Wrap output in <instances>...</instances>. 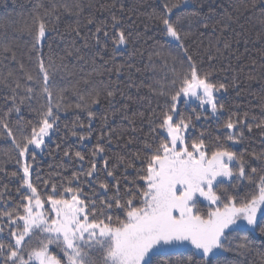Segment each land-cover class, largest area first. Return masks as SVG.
<instances>
[{
    "label": "snow or ice",
    "instance_id": "1",
    "mask_svg": "<svg viewBox=\"0 0 264 264\" xmlns=\"http://www.w3.org/2000/svg\"><path fill=\"white\" fill-rule=\"evenodd\" d=\"M191 3L193 0H164L163 13L151 14L150 18L158 19L166 35L183 50V59L179 62H186L187 68L178 70L175 67L177 59L172 58L170 86L161 85L155 90L163 97L162 105H158V122L151 129L157 135V142L145 144L146 154L137 152L132 160L120 158L125 171L136 169V161H140L136 179L123 187L117 179L101 180L95 159L89 162L83 181L73 174L61 180L43 181L47 189L44 192L34 186L32 165L28 161H35L37 155L48 150L46 141L59 130L60 112L72 107L64 102L65 89L55 88L50 83L57 73L71 75L68 63L64 57L57 61L51 56L46 63L41 46L46 32L50 31L46 16L60 8L53 3L50 10L45 9L42 13L39 9L43 5L38 4L30 23L19 24L6 18L0 24L5 33L11 28L32 36L33 50L38 53V72L35 75L26 73L24 85L19 81L14 87L9 84L11 72L8 77L0 78V88L11 92L3 98L6 102L10 100L11 106L8 112H0V134L11 141L18 157L23 159L20 183L25 189L19 195V203L13 206L9 205L10 197L0 195V264H169L158 257L165 255L169 247L185 242L195 251L184 264H228L223 253L235 252L247 257L256 250L249 236L234 239V234L244 223L249 235L258 232L255 239H264V152L252 153V158L259 162L257 167L249 165L243 155L231 150L226 142L235 145L244 139V131L238 128L242 123L239 120H228L223 125L229 130L224 134L226 142H220L217 137L218 143L211 148L203 132L196 135L195 121L206 119L204 114L209 111L215 115L223 110V105L217 104L215 93L226 90V86L211 80L210 72L200 70L193 53L184 44L187 34L180 27L179 17L172 19L175 9ZM261 4L264 5V0ZM62 7L64 13L75 16L84 10L79 3ZM88 23L93 21L89 19ZM120 23L113 15L111 29L116 31L113 37H109L108 26H97L96 43H100L99 34L103 32L114 46L126 44L125 32L118 29ZM74 31L79 37V29ZM2 51L12 52L6 45L2 46ZM66 55L83 59L78 49L70 50ZM11 58L15 59L14 52ZM20 67L23 69L22 64ZM21 88L23 96L17 91ZM71 91L80 101L74 108L86 113L90 128L95 118L91 105L100 103L99 93L84 96L78 85ZM37 95L45 99L37 110V122L27 130L18 128L14 133L9 127V117L15 113L19 118L21 106ZM107 96L114 98L115 92L108 91ZM193 100L203 111L197 112L193 108L192 115H183L180 108ZM78 126L85 127L79 122ZM256 127L264 125L257 123ZM247 130L251 132L252 127L247 126ZM72 134L76 135L75 131ZM87 138L80 137L82 140ZM104 151L105 148L97 144L92 156ZM65 155L69 153L65 152ZM75 157L80 161L85 159L80 152H76ZM17 163L21 161L17 160ZM103 164L105 176L115 177L107 158H103ZM85 184L89 187L87 192ZM203 201H207V210L202 212ZM260 251L264 255V248Z\"/></svg>",
    "mask_w": 264,
    "mask_h": 264
},
{
    "label": "trees",
    "instance_id": "2",
    "mask_svg": "<svg viewBox=\"0 0 264 264\" xmlns=\"http://www.w3.org/2000/svg\"><path fill=\"white\" fill-rule=\"evenodd\" d=\"M53 3L60 11L46 16L50 31L41 41L42 52L46 63L49 56L57 61L64 57L68 63L71 75L57 73L50 83L55 88L65 89L64 102L72 107L60 112L59 130L47 141L48 150L37 155L35 161H28L32 165V182L38 191L44 192L47 190L42 183L45 180L56 181L77 174L83 181V173L87 171L89 162L95 159L100 179H117L123 187L136 179L140 161H136V169L125 171L120 158L132 160L137 152L146 154L145 144L155 145L157 142V135L151 129L158 122V105H162L163 97L158 96L155 90L161 85L170 86L172 58L177 59L175 67L178 70L187 68L186 62H179L183 59V50L166 35L158 19L150 18L152 13H163L164 0H0V24L6 18H12L19 24L30 23L31 14L38 4L43 5L39 9L43 13L45 9L50 10ZM76 3L84 9L79 16L64 13L63 5ZM113 15L120 19L118 29L125 32L127 43L116 47L101 32L100 43L97 44V26H108L109 37L116 35V31L111 29ZM177 17L182 31L187 34L184 44L193 53L200 70L210 72L211 80L226 86V90L219 91L221 96L217 99L223 110L219 111L217 118H212L207 112L204 114L206 119L195 121L196 135L203 132L211 148L218 143L217 137H220V142H226L224 134L229 130L223 125L228 120L241 121L238 128L244 131L242 142L235 145L226 143L231 150L243 155L249 165L258 167L259 162L252 158V153L264 152V127H256L257 123L264 125V5L261 0H193V3L174 10L172 19ZM89 19L92 24L88 23ZM77 28L79 37L74 31ZM4 45L12 52L4 53ZM74 49L79 50L83 59L66 55ZM13 52L15 59L11 58ZM37 55L33 50L32 36L11 28L6 33L0 29V78L8 77L11 72L13 75L8 77V83L14 87L19 81L24 85L26 73L35 75L38 72ZM77 85L84 96L100 95V103L91 105L95 118L90 128L86 113L74 108L80 101L71 89ZM17 91L20 96L24 95L23 88ZM108 91H114L115 97H108ZM9 95V89L0 88V112H8L11 101L6 102L3 98ZM44 103V97L37 95L21 106L19 118L13 113L9 117V127L13 132L16 133L18 128L27 130L34 125L38 119L37 110ZM193 108L197 112L203 111L196 106H182L180 111L183 115H192ZM78 122L85 127H79ZM249 125L251 132L247 130ZM73 131L76 135L72 134ZM81 136L89 138L82 140ZM97 144L105 151L93 157ZM65 152L69 155L66 156ZM76 152L85 159L78 160ZM103 158L108 159L110 169L114 168L115 177L105 176ZM22 163L23 159L18 157L11 141L0 134V195L10 197V206L18 204L20 193L25 191L20 183ZM84 188L89 191L88 185L85 184ZM201 211L205 209L201 207ZM244 236L254 241L256 250L247 257L238 256L235 252L223 253V257L228 264H237L238 261L264 264V255L260 251L264 248V239H255L259 233L249 235L247 229L234 234V239ZM193 252L167 250L158 259L167 260L169 264H184Z\"/></svg>",
    "mask_w": 264,
    "mask_h": 264
},
{
    "label": "rangeland",
    "instance_id": "3",
    "mask_svg": "<svg viewBox=\"0 0 264 264\" xmlns=\"http://www.w3.org/2000/svg\"><path fill=\"white\" fill-rule=\"evenodd\" d=\"M215 96H216V99H218L221 96V92H216ZM189 106L198 107V102L193 100V101L190 102V104L187 107H189ZM209 113L211 114L210 111H209ZM211 116H212V118H217L219 116V112L216 113L215 115L211 114ZM206 206H207V201H203V204L201 205V207L204 208L205 211L207 210ZM46 207H49V206L46 205ZM241 229H246L244 223L241 224ZM167 250L168 251L169 250H193V251H195L194 247L191 244L187 243V242H185L183 244H179V245H177L175 247H169Z\"/></svg>",
    "mask_w": 264,
    "mask_h": 264
}]
</instances>
